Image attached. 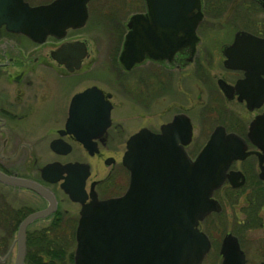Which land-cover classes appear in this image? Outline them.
<instances>
[{
    "label": "flooded vegetation",
    "instance_id": "af4514ba",
    "mask_svg": "<svg viewBox=\"0 0 264 264\" xmlns=\"http://www.w3.org/2000/svg\"><path fill=\"white\" fill-rule=\"evenodd\" d=\"M24 1L29 5H38L53 0L37 3ZM263 4L264 0H199V8L194 10L196 17H185L183 25L176 28L178 30L174 33L171 28L172 46L169 53L172 55L169 58H151L144 53V59L128 69L119 61L126 34L134 27L139 32L143 25L139 23L145 18L153 24L147 16L146 0H87L82 25L67 28L60 37L47 35L42 42L0 26V175L32 182L47 192L46 195L40 194L0 179V264H15L19 247L18 231L23 233L21 264H59L61 261L63 264H74L71 255L47 257L45 252L71 247V244L75 247L80 210L82 205L92 201V197L106 200L125 193L127 187L122 178L115 180L111 172L120 168L116 167L118 163L128 172L121 159L127 150L128 139L142 128L160 133L161 126L174 120L176 115L187 116L192 134L190 141L182 148L190 159L196 157L212 131L221 125L214 124L208 135L203 136L205 140L201 145L194 142L189 90L191 71L185 68L194 63L196 70L205 69L203 60L207 62L209 74L210 69L219 70L212 77L215 78L220 98L226 101L225 106L241 105L252 118L245 125L243 134L228 130L223 125L226 132H234L246 140L248 155L232 161L226 172H239L242 178L239 175L226 176L222 185L212 193L220 206L219 210L206 215L198 228L210 241L207 253L213 246L217 248L219 264L224 261L221 249L227 235L236 239L244 264H264V160L260 162V148L247 139L251 120L264 112V96L261 107L249 110L246 100H257L260 86L257 85V94L253 95L254 90L243 83L246 70L225 64V51L233 44L236 33L247 32L264 39ZM127 7L135 10L126 16L124 10ZM226 11L231 15L230 19L223 17ZM134 14H141L145 18L141 17L137 24L129 26ZM171 20L175 21L174 18ZM225 20H239L246 26L237 29L231 39L222 40L218 45L216 38L212 40L209 34L217 28L216 23ZM191 23H195L192 37ZM111 38L118 41L115 50L109 47ZM104 39L109 42V48L105 47ZM155 52L157 55L158 50ZM148 63L154 67L145 68L144 65ZM112 69L118 86L112 81ZM205 74L199 80L201 89L209 91L203 106L209 99L215 111L220 98L211 94L212 84L206 80ZM260 80L264 82V74H261ZM218 81L228 85L227 93L222 91ZM111 85L120 88L122 97L120 92H114ZM200 96L198 94L196 97L201 99ZM156 98L166 100H150ZM129 101L134 102L136 108H126ZM106 109L108 112H105ZM132 114L143 123L141 121L131 131L127 129L126 121L131 122L132 116L130 119L126 116ZM234 114L232 111L231 117ZM153 116L156 122L151 125L148 119ZM111 153L121 155L118 157ZM95 161L110 166L100 178L92 176L95 174L93 167L102 168ZM78 163L88 166V175L83 184L85 197L81 203L70 198L64 188L66 171L61 173L60 179L50 180L56 170L65 166L76 167ZM48 165L47 171L45 168ZM70 169L73 172L78 170ZM241 180V184L233 185ZM229 205L230 220L225 214ZM36 212L44 213L22 225L29 215ZM211 214L217 215L218 219L214 224L208 221L204 224L206 228H201ZM227 220L232 230H226ZM213 230L223 232L220 240L210 234ZM257 230H263L261 238L253 236ZM31 247L45 252L39 251L31 256ZM70 253L73 255L72 251Z\"/></svg>",
    "mask_w": 264,
    "mask_h": 264
},
{
    "label": "water",
    "instance_id": "95a60500",
    "mask_svg": "<svg viewBox=\"0 0 264 264\" xmlns=\"http://www.w3.org/2000/svg\"><path fill=\"white\" fill-rule=\"evenodd\" d=\"M86 1L53 0L46 4L29 5L24 0H0V26L4 25L11 32L23 33L37 42H42L47 35L60 37L67 28L82 25L86 17ZM146 3L147 16L153 24L141 14L132 15L129 26L137 24L141 17L145 19L139 23H143L140 33L134 27L126 34L119 55V61L126 69L142 61L145 54L151 58H169L172 55L169 53L171 31H177L176 28L185 22L184 18L193 16L194 10L199 8V0H146ZM171 18L175 21L172 22ZM194 27L195 23L191 25L190 37ZM155 50H158L157 55ZM225 54L228 67L246 70L243 83L254 90L253 95L257 94V85L260 86L258 99L246 100L247 108L261 107L264 96V82L260 80L261 74H264V39L238 32ZM218 84L227 93L228 85L221 81ZM105 112H108L107 109ZM191 130L189 118L176 115L174 120L161 126L160 133L142 128L128 139L127 150L122 157V164L129 171L128 188L119 197L102 201L92 197L91 202L82 205L75 234L74 264L202 263L210 242L206 234L198 229V224L207 214L219 210L212 193L222 185L226 176L240 174L232 171L228 174L226 171L232 161L244 159L248 152L244 138L234 132H226L225 127L219 125L192 160L182 148L190 141ZM247 139L262 151L259 154L262 162L264 112L250 122ZM49 166L45 170L48 171ZM87 167L82 163L76 167L65 166L56 170L50 180L60 179L61 173L66 171L64 188L70 198L81 203L85 197L83 184L88 175ZM70 168L78 170L73 172ZM239 177L242 178L241 175ZM0 179L40 194L47 193L32 182L2 175ZM43 213H32L22 225L41 217ZM17 235L19 247L15 264H21L22 231H18ZM221 251L223 264H244L242 251L230 235L224 238Z\"/></svg>",
    "mask_w": 264,
    "mask_h": 264
},
{
    "label": "rangeland",
    "instance_id": "374dc122",
    "mask_svg": "<svg viewBox=\"0 0 264 264\" xmlns=\"http://www.w3.org/2000/svg\"><path fill=\"white\" fill-rule=\"evenodd\" d=\"M32 1L34 3H37V2L47 1V0H31V2ZM134 10H135V8H133V7H131V8L127 7L124 10V13L127 16L131 11H134ZM223 17H225L226 19H230L231 15L229 14V12L226 11L223 14ZM259 17H261L260 13H259ZM215 25L217 26V28H214L215 30H212V33L209 34V36L212 37V40H214V38H216V40L219 42L218 45L221 44L222 40H226L229 37L231 39L233 36V33L237 29H242V28H244V26H246V24L244 22H240L239 20H236L233 22L232 21L227 22L226 20L222 21V22L220 21V22L216 23ZM249 28L253 29V26L249 25ZM230 33H231V36H230ZM104 42H105L106 48L111 47L112 50L113 49L115 50L117 48V46H116L118 44L117 39L111 38L110 43L107 42L106 39H104ZM108 43H109V47H108ZM210 45H214V43L210 44ZM202 60H203V58H202ZM115 63L117 66V62H115ZM202 63L204 66H206V67H204L205 69L200 68V69L196 70L194 67V63L191 64L189 67L185 68V70L191 71V81H190V88H189L190 100H191L190 106L192 108V110H190L191 111V117H192L191 122L193 124L194 142L196 144H200V145L205 140V138L203 136L208 135V133L211 131L214 124L225 125L226 127H228V130L230 129L231 131H235L238 134L239 133L243 134L245 125L252 118V115L249 112L245 111L244 107L241 108V105L234 104V105H232V107L231 106H229V107L225 106L226 101H224L220 98L221 94H219L217 86L215 84V78L212 77L215 73H218L219 70L217 68H215L213 70L210 69V74H209V69L206 65L207 62L203 60ZM144 67L147 69H150V67H154V65L152 66L151 63H148V64H145ZM204 73H206L205 74L207 77L206 80L212 84L211 94H213L214 97L216 96V97L220 98V102L217 103V108L215 107L216 108L215 111H213L214 109H212L213 108L212 103H210V101H208L209 99H207V103L205 104L206 106L205 107L203 106L204 100H206V97L209 96L208 95L209 91L206 89V87H205V89H206L205 91L202 90L200 87V83H199V80H201L200 77ZM192 75H193V77H192ZM112 77H113L112 81L115 82L114 79H116V78L114 76L113 69H112ZM113 82H112V85H115V83H116V85L118 86L117 82H115V83H113ZM200 82H202V81H200ZM118 88H116L115 86H112V89L113 90L115 89L114 92L116 94L118 92H120V97H122V95H121L122 93L119 90L120 88L119 89ZM198 94L201 95L200 96L201 99H198L196 97ZM150 100H166V99H157L156 98V99H150ZM210 100H213V99H210ZM131 102L132 101H129V103L126 104V108L129 106H132L131 108H136L134 105L135 103L132 102L133 103L132 104ZM198 108L200 109V111ZM232 111L235 112L233 117H231V115H230V114H232ZM126 112H129V110H127ZM209 112H211V113H209ZM131 116H132L131 122L126 121V124H127V129L132 131L138 126V124L142 120L136 119L138 117L135 114L128 115V116H126V118L130 119ZM148 120H149V123H151V125H153V123L155 124V122H156L154 116L152 117V119H148ZM144 122H146V121H144ZM141 123H143V121ZM128 127H132V129H129ZM81 154L82 153H80V155ZM111 154L114 156L116 155L118 157H120V155H121V153H111ZM118 159H120V158H118ZM94 163L97 166H100V165L102 166V168H99V169H97L98 167L96 169H95V167L92 168L93 173H95L94 175L92 174V176L94 178H100V177L104 176L110 168V166H104V165L98 163L97 161H95ZM91 164H92V160H91ZM116 167H120V168H118L117 171L115 170V172L114 171L111 172L112 177L115 180L116 179L121 180V178H122V182H124L126 187H127L129 173L125 170V168L119 166V163L117 164ZM126 187L122 188L121 191L126 189ZM225 203H227V201ZM230 208H231V205L227 206L228 211H227V213H225L226 217L228 216L229 220H230V216H231V209ZM217 219H218L217 215H214V214L209 215L206 219V222L202 224L201 228H203V229L206 228V226L204 224L208 223V221H211V222H209V224H214ZM231 227L232 226H231L230 221L227 220V224L225 226L226 230H232ZM262 232H263V230H257L255 233H253V236H257V237L261 238V236L263 235ZM222 233H220L218 230L217 231L213 230V232H211L210 234H212L213 237H218L220 240ZM247 235H251V234L247 233ZM64 241H65V239H64ZM70 246L71 247L67 246L65 248L54 249V250H57V251L62 250L61 251L62 255L65 257V256H69L71 254L70 252L71 251L73 252V250H74V245L71 244ZM39 251H42V249H35V248L31 247V249L29 250V253L32 254V256H33V254H37V253H39ZM47 251H50L52 254L53 250L48 249ZM53 255H54V253H53ZM46 256L48 257V255H46ZM59 257H61V254ZM54 260H57V258H55ZM61 262L59 264H63V262L62 263ZM43 264H47V263H43ZM65 264H67V263H65ZM203 264H219V257H218V253H217V248L215 246H213L211 248V250L209 251V253H207Z\"/></svg>",
    "mask_w": 264,
    "mask_h": 264
},
{
    "label": "trees",
    "instance_id": "16d2710c",
    "mask_svg": "<svg viewBox=\"0 0 264 264\" xmlns=\"http://www.w3.org/2000/svg\"><path fill=\"white\" fill-rule=\"evenodd\" d=\"M56 251H57V250H55L54 252H52V254H51V252H49V251H47V250H46V252H45L44 250H42L41 252H43V253L45 252V254L48 255V256H54V257H56V256H60V254H61V256H63V255H62V252H61L62 250H59V251H57V252H56ZM55 252H56V253H55ZM53 253H54V255H53ZM70 255L72 256V253H71ZM31 256H32V254H31ZM33 256H34V254H33Z\"/></svg>",
    "mask_w": 264,
    "mask_h": 264
}]
</instances>
